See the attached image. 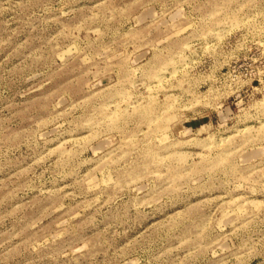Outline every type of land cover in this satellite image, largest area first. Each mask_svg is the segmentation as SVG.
<instances>
[{"label":"rangeland","instance_id":"rangeland-1","mask_svg":"<svg viewBox=\"0 0 264 264\" xmlns=\"http://www.w3.org/2000/svg\"><path fill=\"white\" fill-rule=\"evenodd\" d=\"M0 264H264V0H0Z\"/></svg>","mask_w":264,"mask_h":264}]
</instances>
